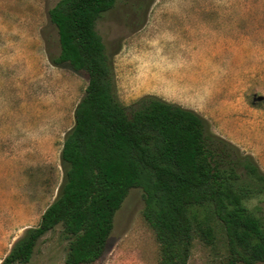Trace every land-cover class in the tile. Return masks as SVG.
<instances>
[{"label":"rangeland","instance_id":"rangeland-1","mask_svg":"<svg viewBox=\"0 0 264 264\" xmlns=\"http://www.w3.org/2000/svg\"><path fill=\"white\" fill-rule=\"evenodd\" d=\"M57 1L0 0V263L57 194L62 143L87 84L86 72L50 60L59 53L48 16ZM96 30L123 104L165 79L157 89L166 99L196 110L264 172V0H115ZM144 204L143 189L130 188L90 264H158ZM248 205L264 219V195ZM210 224L216 247L195 238L188 264H220L223 230ZM68 244L59 224L26 264H65Z\"/></svg>","mask_w":264,"mask_h":264},{"label":"trees","instance_id":"trees-1","mask_svg":"<svg viewBox=\"0 0 264 264\" xmlns=\"http://www.w3.org/2000/svg\"><path fill=\"white\" fill-rule=\"evenodd\" d=\"M114 3L58 0L48 10L59 41L51 62L86 72L87 84L62 143L57 194L0 264L28 263L40 238L59 224L69 241L65 264L95 262L132 187L143 189L158 264H188L195 238L216 247L212 220L225 238L220 264H264V219L248 205L264 195V172L192 109L153 94L128 105L119 100L113 63L96 30Z\"/></svg>","mask_w":264,"mask_h":264},{"label":"crops","instance_id":"crops-1","mask_svg":"<svg viewBox=\"0 0 264 264\" xmlns=\"http://www.w3.org/2000/svg\"><path fill=\"white\" fill-rule=\"evenodd\" d=\"M154 84H155V86H154V88H155V91H153V92H150V93H148V94H153V95H156V96H158V97H160V98H162V99H164V100H166V101H168V102H171V101H169L168 99H166V92H163V91H161L160 90V88L159 89H157L158 88V86H162V84H164L165 86L167 85V81L164 79V80H160V79H158V78H155V80H154ZM166 88V87H165ZM142 96V95H141ZM173 103H176V104H179L178 102H175V101H172ZM179 105H181V104H179ZM182 106V105H181ZM183 107H185V106H183ZM185 108H189V109H192V108H190V107H185ZM192 110H194V109H192ZM195 112H196V110H194Z\"/></svg>","mask_w":264,"mask_h":264}]
</instances>
